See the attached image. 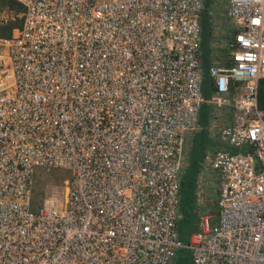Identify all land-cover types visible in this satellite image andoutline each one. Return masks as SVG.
<instances>
[{
	"label": "built area",
	"instance_id": "built-area-1",
	"mask_svg": "<svg viewBox=\"0 0 264 264\" xmlns=\"http://www.w3.org/2000/svg\"><path fill=\"white\" fill-rule=\"evenodd\" d=\"M17 1L22 25L0 37V264H176L180 250L264 264V0H227L226 55L206 72L205 0ZM204 103L231 121L207 163L216 208L195 195L184 241L186 141ZM37 168L68 175L33 210Z\"/></svg>",
	"mask_w": 264,
	"mask_h": 264
},
{
	"label": "rangeland",
	"instance_id": "rangeland-1",
	"mask_svg": "<svg viewBox=\"0 0 264 264\" xmlns=\"http://www.w3.org/2000/svg\"><path fill=\"white\" fill-rule=\"evenodd\" d=\"M212 24L213 33L211 37V48L213 53L218 55V59L226 55V51H223L221 46L223 41L228 38V31L231 28V22L225 18L224 10L226 8L227 0H212ZM8 14L5 11H0V17H7ZM5 48H1L0 51H5ZM209 89L207 84L204 86V97L209 98ZM231 121V111L229 109H218L204 103L202 107L200 122L197 129L188 134L186 141V153L184 157V166L182 169V176L188 168L191 159L193 163H198L199 168L195 176L196 185H200L195 190L197 196L198 208H207L210 211L215 210L216 200L218 194L217 174L215 171L208 167L213 153L221 147L220 130L224 125ZM212 141L213 145L207 144L208 141ZM206 165L205 169L200 170V166ZM38 169V168H37ZM43 169V168H42ZM44 170V173H48V184L43 187V194L36 196L33 201L32 209H38L43 197L47 194V189L53 184H63V180L67 177L68 172L65 170ZM42 170V171H43ZM41 171V170H40ZM46 175H42L44 179ZM54 180H57L54 182ZM187 186H184L186 189ZM181 222L180 230L183 238H189L190 234L194 230V226L197 222V211L192 197L189 196L186 190L183 193L181 200ZM186 240V241H187ZM176 264H193L191 260V254L187 250H180L176 259Z\"/></svg>",
	"mask_w": 264,
	"mask_h": 264
},
{
	"label": "trees",
	"instance_id": "trees-1",
	"mask_svg": "<svg viewBox=\"0 0 264 264\" xmlns=\"http://www.w3.org/2000/svg\"><path fill=\"white\" fill-rule=\"evenodd\" d=\"M212 0H205V9L202 13L201 17V23H202V42H201V48H202V56H203V67L204 71L206 72L210 56L212 54V48L210 46V40L213 33V24H212ZM0 11H5L8 16L5 20L0 21V37H9L13 29L19 28L22 25L23 22V16L22 12L24 11V6L17 0H0ZM228 35L231 34V30L228 31ZM223 51H227L226 49H223ZM257 102L258 106L261 109H264V77L259 80L258 83V91H257ZM203 107V106H202ZM202 112V109H201ZM201 117V114H200ZM200 122V120H199ZM213 145L212 141H208L207 144ZM199 165L198 163H193L192 159L191 162L184 172L182 178H181V200L183 197V193L187 190L190 197H192L193 201L195 198L194 193V187H195V176L198 171ZM41 170V171H40ZM42 168H38L35 172L34 177V186H33V201H35L36 196H40V194H43V187L46 186L48 183V173L49 171L44 173V170L42 171ZM46 170V169H45ZM46 175L44 179L42 178V175ZM57 180H54V182ZM184 186H187L186 189ZM182 209V206H181ZM180 222L181 218L178 223V230L180 238L184 241L187 239L183 238L182 232L180 230ZM196 228V225L194 226V230ZM193 230V231H194Z\"/></svg>",
	"mask_w": 264,
	"mask_h": 264
},
{
	"label": "crops",
	"instance_id": "crops-1",
	"mask_svg": "<svg viewBox=\"0 0 264 264\" xmlns=\"http://www.w3.org/2000/svg\"><path fill=\"white\" fill-rule=\"evenodd\" d=\"M203 106V105H202ZM177 261V260H176Z\"/></svg>",
	"mask_w": 264,
	"mask_h": 264
}]
</instances>
